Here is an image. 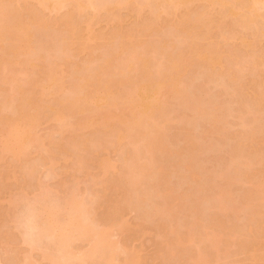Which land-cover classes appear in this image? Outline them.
Listing matches in <instances>:
<instances>
[{"label":"bare ground","instance_id":"obj_1","mask_svg":"<svg viewBox=\"0 0 264 264\" xmlns=\"http://www.w3.org/2000/svg\"><path fill=\"white\" fill-rule=\"evenodd\" d=\"M130 1L119 0L113 6ZM141 5L149 7L146 16H141ZM110 7L105 1L97 4L96 0H0V190H10L8 180L13 176L18 189L24 191V186L28 185L24 176L34 171L30 167L34 162L29 159L32 147L38 150L40 161L50 168H54L58 160L43 156L40 149L49 155L54 149H60L55 155H67L66 165L62 167L65 171L80 174L92 167L89 170L94 169V175L100 174L103 179L109 169L114 168L108 157L84 160L82 156L69 153L65 143L52 137L54 141L48 138V143L35 139V126L42 118L60 122L76 118V126L93 127L94 131L105 133L112 142L102 151L123 150L122 144L128 142L133 147L123 153V179L127 177L131 185H136L140 179L152 176L154 159L148 163L140 149L145 146L146 154H150L161 147L168 121V100L173 94H182L178 90L184 85L182 75L184 78L188 72L200 71L210 81H219L223 86L220 89L228 88L229 100H237L234 102L237 108L228 100L232 112L225 104L213 103L211 113L213 123L217 125L213 132L224 138L230 114L236 113L244 128L236 134L233 154L230 155V151L228 154L232 165L227 164L233 169L236 167V172L233 171L236 175L232 173L234 178L232 175L228 178L227 171L232 170L229 165L230 168L225 166L227 171L224 166L221 168L228 178L224 177L225 183L224 180L219 182L223 179L222 171L221 177L214 174L218 179L217 186L220 185L217 188H221L214 194L217 193L215 196L220 201L215 210L211 209L216 205L212 204L214 201L209 200L213 205L211 208L208 204V209L204 206L206 212L215 211L205 215L210 217L209 221L205 216L207 223L205 219L203 223L195 218L184 225V229L167 225L158 244V254L184 258L185 264H215L221 258H232V255H235V264H264V256L258 255V250L264 247V0L136 1L126 16L136 21L133 20L127 30H122L123 14H110ZM101 9L109 11L103 16L112 27L109 33L95 29L99 21L97 11ZM41 29L50 31L47 37L52 40L51 50H48L53 53L51 59L43 56L42 46L35 40ZM162 29L181 31V45L163 40L152 44ZM148 46H153V54L157 57L155 63L140 51ZM97 51L100 55L95 57ZM84 53L88 57L78 63L79 55ZM183 69L186 70L181 73ZM67 75L74 83L70 81L64 87L62 82ZM166 87H169L168 92L161 96ZM54 88H58L56 93L63 94L51 101L48 98L55 94L50 93ZM223 92L219 95L224 96ZM48 108L55 111L54 116L50 117ZM71 127L61 126L60 131ZM188 134L192 144L194 139L190 132ZM74 135L70 134L67 139L75 140L72 142H76V148L84 146L82 150H87L93 142L89 137L92 134ZM101 152L95 150L96 154ZM235 159L240 161L238 167ZM187 167L190 170V166ZM13 169H18V176L12 175ZM210 176L208 180L213 181L215 178ZM112 178H116L114 186L122 189L121 198L114 206L110 199L100 201L97 190L91 203L77 190L64 191V196L55 197L47 188L33 201L28 199L18 215L15 213L17 200H9L7 210L0 209V221L5 222L2 224L5 229L0 232V248L5 246V254L10 252L12 260L5 258L8 261L0 260V264H148L140 251L127 254L121 241L113 238L130 227L123 213L133 205V199L130 192L122 188L123 179ZM190 178L200 179L196 173H191ZM240 184L247 187L241 191L245 197L241 195L244 198L241 206L248 208L249 218L243 225L231 221L240 227L237 229L228 225L229 219L223 220L219 213L237 205V201L233 204L232 201L236 197L235 187ZM155 187H152L153 193ZM213 187L215 190L216 186ZM23 195L21 201L26 200ZM169 195H172L169 190L158 194L163 198ZM237 195L235 199L240 197ZM136 198L138 201L140 196ZM239 202L240 199L238 204H242V200ZM151 204L148 206L152 207ZM96 207L104 209L103 225L94 218L92 210ZM146 213L143 218L150 217ZM6 217H11L9 226H6ZM131 228L140 232L153 229L142 222L132 224ZM154 229L161 230L159 226ZM235 236L243 237L236 245L232 243ZM77 243H85L90 248L76 250Z\"/></svg>","mask_w":264,"mask_h":264},{"label":"rangeland","instance_id":"obj_2","mask_svg":"<svg viewBox=\"0 0 264 264\" xmlns=\"http://www.w3.org/2000/svg\"><path fill=\"white\" fill-rule=\"evenodd\" d=\"M104 1L108 3V5H111L109 9L110 14H123L124 27L122 28V30H127L128 27L131 25L132 21H136V19L133 17H126L132 9V7L130 6H132V4H135L136 1L142 0H131L127 4H121L120 6L115 7L113 6V3L117 5V2L119 0H96V3L101 4ZM141 6L143 7V12H141V16H146L149 13V7L147 5ZM108 13L109 11H105L104 9L97 11V15L99 16V21L95 25V29L97 31H102L104 33H109L110 31H112V27L110 25L108 26V22L105 21V19L103 18V16H105L106 14L108 15ZM49 32L45 29L39 30L36 34L35 40L37 41L38 45L42 46L41 48L43 49V56H46L48 59H51L53 53L48 51L49 49L51 50L50 47L52 43V40L47 37V33ZM180 33L181 31L179 30L170 31L162 29L160 30V33L153 38L152 44H154L158 40H163L169 44H174L176 46L181 45V43L183 42V37L180 35ZM140 51L145 52L150 62L155 63L157 57L153 54V46L142 48L140 49ZM99 55L100 51H97L95 53V57H98ZM87 57V53L79 55L77 62H82ZM185 70L186 69H183L181 73ZM181 73L178 75L177 78L180 77ZM70 81L73 82L69 75H67L65 76L62 85L64 87H67ZM181 81L184 82V85H180L178 90L182 92V96L173 94V97H171L167 102L166 114L168 116V121L165 125V130L161 139V147L150 154H146V151L144 150L145 146L140 149V151L144 152V155H142L148 163L149 161H152V159H154L155 165L152 176L140 179L136 185H131L127 177L123 179V176H121L122 171L125 167L122 160L123 153L130 151L133 147L128 142L122 144L121 148H123V150L117 148L102 151L105 146L111 144L112 142V138L106 137L105 133L101 131H94L93 127L85 128L76 126V118H71L68 120L66 119V121L64 122H60L59 120L55 119L51 120L42 118L40 123L35 126V139H43L45 140V143H48V138H50L51 140H58L62 143H65L66 149L69 153L73 154L75 157L82 156L84 160L89 159L90 161H95V159L98 157H108L113 162L114 168H110L109 174L103 179L100 178V174L94 175L96 174L94 169L89 170L92 167L84 170V173L80 174L77 171L73 170L65 171L64 169H62V167L66 165L65 159L67 155H55L56 153L61 151L60 149H54V153L51 155H49L47 152H44V150L40 149L39 151L43 153V156H46L47 158L52 156L58 160L55 164V167L50 168L49 165L45 166L44 162L40 161L39 158L41 156L38 150L35 147H32L30 150L29 159L34 162L30 166L34 168V171L32 174H27L26 176H24V180L26 183H28V185L24 186V191L18 189L16 180L12 176L11 179L8 180V183L11 186L10 190L8 188L0 190V209L6 211L7 207L10 204L9 200L16 199L17 205L15 213L18 215L25 208V203L28 199L29 201H33L36 195L40 194L47 188L51 189V191L53 192L52 195L55 197L64 196V191L71 192L72 190H77V192L80 193V195L83 196L87 202L91 203H93L94 199L93 193H95L97 190L99 193V197L101 198L100 201L110 199L112 201V205L114 206L116 204L117 199L121 198L122 189L116 188L114 186L116 178L113 179L112 177H120L123 179L122 188H125L126 191L128 190L130 192L134 201H131L133 202V205L131 204L132 206L127 207L125 209V212L123 213V217L125 221L130 224V227H128V229H126V231L120 236H117L115 234V237H113L114 240L119 239L121 241V244L126 247L127 254L133 255L135 252L140 251L142 258L146 259L148 264H185V259L181 257H171L166 255H164V257H161L158 254V244L163 239L162 235H164L165 228L167 225H174V227L177 226L180 227V229H184V225L186 226V224H188L190 221L195 220V218H197L198 220L201 219V222L204 219L206 220V218L207 220L210 219L208 215L212 214H210V212H213L216 209L215 206L218 207L220 201H218V198H216L215 196L217 193L214 194L215 191L219 192V190L221 189L217 188L220 187V185L217 186V184L219 183L215 175L217 174L221 177L222 172L224 173L227 171L225 169V166H227L228 168L231 167L230 169H232L230 171H227V176L229 179H231L230 177H232L234 174L236 175V173H234L236 172V170L234 171L236 167L234 169L232 168L233 166H231V161L229 162L230 156L228 154L230 152V155L233 154L232 149L235 148L234 145L237 141L234 140L236 138V134L240 133L244 128L240 125V121L238 118H236V113H234L235 115L232 114V116L230 114L231 117L228 115V122H230L231 125L229 126V123L227 124L229 127L226 126V129H228L227 134H225L226 138H224L223 135L221 136L213 132L215 126H217L213 123L211 115V113L214 111L212 108L213 103L218 104L220 106L222 104H225L224 106L229 109L230 105L228 106V104L230 103L228 102L231 101L232 103H234L235 101H237L235 100L233 102L232 100H234V98L229 100L230 97L228 96V93H226V90L228 88H222L224 90L223 93H225L227 97L225 96V94L224 96L219 95V92L221 93V91H223L222 89H220L223 86H221V83L219 85V81H210L206 77V75L200 71L188 72L184 78L182 75ZM168 90L169 87H166L163 90L161 96L166 94ZM57 91L58 88H54L53 90H51L50 93L55 94L51 95L48 99L53 101L54 99L61 98L63 93H56ZM229 93H231V91ZM221 95L223 94L221 93ZM233 106L237 108L235 103ZM234 107L230 108L234 110ZM229 110L231 111V109ZM47 113L50 115V117H52L54 116L55 111L51 110V108H48ZM5 115H7V113H5ZM42 117H45V113H42ZM247 118H250V116H248ZM64 125H72V127L60 131V127ZM58 131H60V133ZM189 132L191 133L194 139L192 144H190L188 141ZM70 134H75L74 136L79 137L92 134L89 137L93 142L88 146L87 150H82L84 146L76 148V142H72L75 140L67 139V136H69ZM228 135L231 138L228 137ZM137 142H139V140H137ZM95 150L102 152L100 154H96ZM134 159L135 157H133V160ZM73 160L75 161V158ZM239 162L240 161H237V159H235L236 166L240 164ZM68 164L71 165V162L69 161ZM188 165L190 166V170H188ZM221 168L225 169L226 171H222ZM1 171L2 169H0V172ZM229 172L231 173L230 176L228 175ZM191 173L198 174L200 179L198 181L191 179ZM13 174L18 176V169H13L12 175ZM224 174L222 176L223 179H219V182L220 180H224V177L226 176V174ZM210 175H212V179L214 177L217 181L214 182L215 179L212 181L210 179ZM227 176L225 177L226 179H228ZM208 177H210L209 180L212 182V184L208 180ZM225 180L222 182L225 183ZM222 182L220 184L223 188L224 183ZM101 183L105 184L102 185ZM153 185H156L155 192L157 195L155 194V192L153 193L152 191ZM213 186L216 187L214 188ZM212 187L215 190H213ZM234 187L233 190L235 188H237V190H234V192L236 193V197L234 196L235 193H233V196L235 198L238 197L237 194H239L240 196L238 199L233 198L234 200L232 201V204L233 202L237 201V205H233L236 207H229V209H226L224 212L219 213L223 220L229 219L226 222H229L228 225L232 224V226H235V224L237 225L238 223L239 225H243L244 222L247 221L246 219L249 216L248 208L241 206L244 205L243 200L245 198L244 191L243 193L241 191L243 189L246 190L247 187H244L242 184H240L239 187ZM166 190L171 191L172 195H169L166 198L158 196V194L162 195L163 193H165ZM23 192H25L24 195ZM21 194L25 196L26 200L21 201ZM137 195L141 198H139L138 201L136 198ZM209 195H211V199ZM241 195H243L244 198L241 197ZM206 197H208L209 199H206ZM204 199L207 201L205 202ZM239 199V203H241L242 200V204L240 205L238 204ZM148 200H151L150 203H152V207L148 206L150 204L147 202ZM209 200L214 202L212 203ZM210 202L213 205H216L213 206L212 204H210ZM139 203L141 204L140 208L138 207ZM207 204L209 208L213 206V208L211 209L214 210H208L207 212H209V214L205 216L207 214L206 209H208ZM204 206H206L207 208ZM203 208L206 209L204 210ZM244 208H246L247 211ZM94 209L92 211L94 213L95 220L100 225L105 224L104 209L100 207H96ZM149 211L151 212V214L149 213ZM144 212L146 215V212H148L150 214V217L143 218L142 215L145 216V214H143ZM202 213H204V215ZM203 216H205L206 218ZM236 216H238L237 219L240 218V221H237V219L235 218ZM10 220L11 217H6V226H9L11 224ZM207 220L205 221V223H207ZM231 221H234L233 223L235 224L233 225ZM140 222L144 223L148 227H153V229L148 230L146 232H140L131 228L132 224H137ZM2 224H5V222L0 221V232L2 229H5L4 227H2ZM156 226H159L161 230L156 231L154 229V227ZM235 227H237V229L240 228L238 226ZM241 239H243V237L240 238L239 236H235L234 241H232V243H235V245L236 243L239 244V241H241ZM13 247H15V245H13ZM21 247L22 249L25 248L23 245ZM86 247L89 250L90 247L87 246L85 243L76 244V250L79 251H84ZM233 249L235 248H232V250ZM6 250L7 249L5 246L0 248V254L2 257L0 260L2 262L5 261L7 258L9 260H12L10 252L7 253L8 255L5 254ZM258 255L260 257L264 256V247H261L258 250ZM233 256L235 257V255H232V258H221L219 262L215 264H235ZM9 264H12V262H10Z\"/></svg>","mask_w":264,"mask_h":264}]
</instances>
